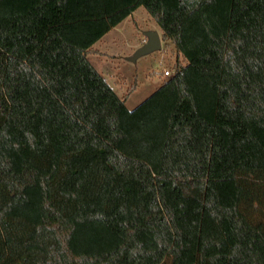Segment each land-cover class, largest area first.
<instances>
[{
  "label": "trees",
  "instance_id": "obj_1",
  "mask_svg": "<svg viewBox=\"0 0 264 264\" xmlns=\"http://www.w3.org/2000/svg\"><path fill=\"white\" fill-rule=\"evenodd\" d=\"M139 8L129 110L87 56ZM0 264H264V0H0Z\"/></svg>",
  "mask_w": 264,
  "mask_h": 264
},
{
  "label": "rangeland",
  "instance_id": "obj_2",
  "mask_svg": "<svg viewBox=\"0 0 264 264\" xmlns=\"http://www.w3.org/2000/svg\"><path fill=\"white\" fill-rule=\"evenodd\" d=\"M156 31L159 26L144 8L121 24L116 30L106 34L95 48L101 54L90 53L91 64L107 79L119 97L126 99V106L132 110L151 96L168 77L166 70L174 71L177 55L172 44L162 41L160 50L132 57L141 47L140 40H147V33ZM146 42V41H145ZM137 84L133 89L132 87Z\"/></svg>",
  "mask_w": 264,
  "mask_h": 264
},
{
  "label": "water",
  "instance_id": "obj_3",
  "mask_svg": "<svg viewBox=\"0 0 264 264\" xmlns=\"http://www.w3.org/2000/svg\"><path fill=\"white\" fill-rule=\"evenodd\" d=\"M162 47V38L160 34L156 31L148 32L147 33V40L142 47H140L132 59H135L143 54L160 50Z\"/></svg>",
  "mask_w": 264,
  "mask_h": 264
},
{
  "label": "crops",
  "instance_id": "obj_4",
  "mask_svg": "<svg viewBox=\"0 0 264 264\" xmlns=\"http://www.w3.org/2000/svg\"><path fill=\"white\" fill-rule=\"evenodd\" d=\"M136 12H137V11H135L132 15H134ZM132 15H131V16H132ZM131 16H130V17H131ZM130 17H129V18H130ZM129 18H127V19H129ZM127 19H126V20H127ZM126 20H125V21H126ZM125 21H124V22H125ZM124 22H123V23H124ZM123 23H122V24H123ZM119 26H120V25H119ZM119 26H118V27H119ZM118 27L114 28L113 30H116ZM113 30H112V31H113ZM160 35H161V33H160ZM145 41H146V39H144V38L140 40V46H141V47L144 45Z\"/></svg>",
  "mask_w": 264,
  "mask_h": 264
},
{
  "label": "built area",
  "instance_id": "obj_5",
  "mask_svg": "<svg viewBox=\"0 0 264 264\" xmlns=\"http://www.w3.org/2000/svg\"><path fill=\"white\" fill-rule=\"evenodd\" d=\"M164 74H165L166 76H171L172 72H171L170 70H166V71L164 72Z\"/></svg>",
  "mask_w": 264,
  "mask_h": 264
}]
</instances>
